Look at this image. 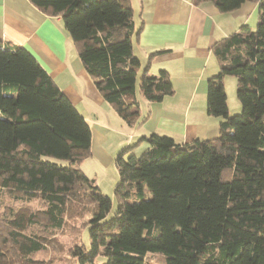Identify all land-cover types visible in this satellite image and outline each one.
<instances>
[{"label":"trees","instance_id":"trees-1","mask_svg":"<svg viewBox=\"0 0 264 264\" xmlns=\"http://www.w3.org/2000/svg\"><path fill=\"white\" fill-rule=\"evenodd\" d=\"M28 1L60 18L97 92L133 125L140 29L130 1ZM192 1H211L223 13L259 4L254 28L241 26L210 47L218 70L207 79L206 112L222 118L219 134L179 144L151 133L124 147L109 219L111 199L80 168L89 124L26 48L0 38V197L23 201L0 202V245L17 244L15 264H59V236L73 218L87 228L88 245L80 238L71 264H264V0ZM148 64L139 93L158 102L174 92L172 81ZM225 75L236 77L241 105L231 116ZM141 141L140 155L130 152Z\"/></svg>","mask_w":264,"mask_h":264},{"label":"crops","instance_id":"crops-1","mask_svg":"<svg viewBox=\"0 0 264 264\" xmlns=\"http://www.w3.org/2000/svg\"><path fill=\"white\" fill-rule=\"evenodd\" d=\"M129 1L134 26L140 29L132 46L140 62L137 80L148 62V72L169 73L174 90L158 102L136 92L140 112L133 125H127L97 92L59 17L44 14L28 0H0V38L26 48L82 114L90 127L92 157L104 155L103 142L110 132L120 138L119 144L129 145L151 133L168 135L179 144L217 137L222 118L206 112L207 79L218 70L210 47L241 26L254 28L259 4L246 1L223 13L211 1L198 5L192 0ZM145 148L141 141L133 153Z\"/></svg>","mask_w":264,"mask_h":264},{"label":"rangeland","instance_id":"rangeland-1","mask_svg":"<svg viewBox=\"0 0 264 264\" xmlns=\"http://www.w3.org/2000/svg\"><path fill=\"white\" fill-rule=\"evenodd\" d=\"M138 80H136V82H138ZM222 82L226 93L228 115L231 116L238 114L241 111V105L236 96L237 79L233 75H225L222 79ZM138 91H139L138 83H136V92ZM123 137L127 138L128 134L125 133V136ZM119 140L120 138L114 132H110L103 142L104 155L101 157H92L90 151L91 147H90L88 155L84 157V159L80 164V168L82 172L88 178L94 179L100 192L107 195L111 199V207L105 219H109L115 214L118 205V197L114 192L115 187L119 182V176L116 167V158L119 151H121L124 147L129 145V144H119L118 143ZM130 152H133V150ZM127 155L128 152H125V154H123V157L125 158L127 157ZM137 155L139 156L140 154ZM11 201L16 202L17 204L23 202L19 198L14 199L13 197L10 196L0 197V202L3 206ZM2 205L0 206V209H2ZM73 220H77V222ZM81 221L82 220L73 218L72 224H70V229H68L67 234L61 237L59 236V241H61V243L63 244L62 249L55 256V258L60 256L61 259L59 258L60 260L59 264H71L73 262L71 249L75 246V244L79 242L80 238H82L83 243L88 245L87 228L86 229L84 228L82 223H80ZM77 223H79L80 226L77 225ZM8 246H11V243L8 245H6L5 242L1 243L0 249L3 252V255L1 257H3L5 263L15 264L16 262H14V260H16V256L18 255V252L16 251L17 244L12 245L13 247L11 249H9ZM4 250L6 251V253L4 252ZM50 257H52L51 254ZM149 259L156 260V256L150 255ZM99 261L100 262L103 261V258H100ZM54 264H56V261H54Z\"/></svg>","mask_w":264,"mask_h":264}]
</instances>
